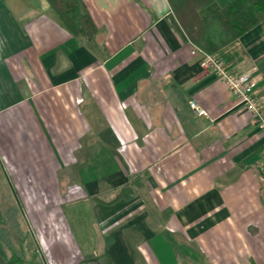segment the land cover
Segmentation results:
<instances>
[{"label": "crops", "instance_id": "1", "mask_svg": "<svg viewBox=\"0 0 264 264\" xmlns=\"http://www.w3.org/2000/svg\"><path fill=\"white\" fill-rule=\"evenodd\" d=\"M80 1L89 40L48 0H0L2 217L50 264H264L253 115L169 0ZM219 54L264 86V20Z\"/></svg>", "mask_w": 264, "mask_h": 264}, {"label": "trees", "instance_id": "2", "mask_svg": "<svg viewBox=\"0 0 264 264\" xmlns=\"http://www.w3.org/2000/svg\"><path fill=\"white\" fill-rule=\"evenodd\" d=\"M63 25L74 35L92 38L96 28L81 5L80 0H48ZM212 0H169L173 13L195 46L207 53H220L235 44L247 30L264 20V0H214L217 8L200 16L198 7ZM1 215V214H0ZM6 230L0 227V255L8 264H37L19 254L6 238Z\"/></svg>", "mask_w": 264, "mask_h": 264}, {"label": "built area", "instance_id": "3", "mask_svg": "<svg viewBox=\"0 0 264 264\" xmlns=\"http://www.w3.org/2000/svg\"><path fill=\"white\" fill-rule=\"evenodd\" d=\"M191 53L200 57L199 65L203 70L215 74L223 81L237 103L253 115L256 127L264 131V86L260 85L262 77L257 66L252 65L245 71L233 72L219 53H207L195 45H192ZM190 106L198 115L205 114L193 102H190ZM255 169L258 177L264 180V155L257 161Z\"/></svg>", "mask_w": 264, "mask_h": 264}, {"label": "rangeland", "instance_id": "4", "mask_svg": "<svg viewBox=\"0 0 264 264\" xmlns=\"http://www.w3.org/2000/svg\"><path fill=\"white\" fill-rule=\"evenodd\" d=\"M1 214V212H0ZM12 214L15 215V212ZM2 217V214L0 215V227H3L6 232V238L9 240L11 246L21 255L26 257L27 262L33 261L37 264H50L46 261V259L42 256L43 254L40 252L38 247V242L35 238L27 234V232H16L14 231L15 228L12 226V216L9 215V219ZM6 219V220H5ZM14 222L17 224H21V220H19L18 215L16 217H13ZM19 224V225H20ZM20 229V228H19ZM0 244L2 248L6 249L8 248V244L5 243L3 240H1L0 236Z\"/></svg>", "mask_w": 264, "mask_h": 264}, {"label": "water", "instance_id": "5", "mask_svg": "<svg viewBox=\"0 0 264 264\" xmlns=\"http://www.w3.org/2000/svg\"><path fill=\"white\" fill-rule=\"evenodd\" d=\"M0 264H8L3 257L0 255Z\"/></svg>", "mask_w": 264, "mask_h": 264}]
</instances>
